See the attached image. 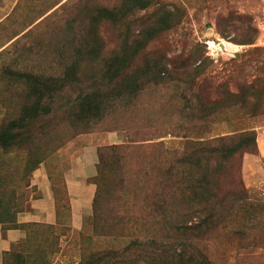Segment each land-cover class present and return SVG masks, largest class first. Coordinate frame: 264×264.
<instances>
[{"label":"rangeland","instance_id":"1","mask_svg":"<svg viewBox=\"0 0 264 264\" xmlns=\"http://www.w3.org/2000/svg\"><path fill=\"white\" fill-rule=\"evenodd\" d=\"M153 1L150 9L119 24L98 27L103 53L131 42L169 14L172 28L162 32L136 63L189 65L187 77L172 74L170 84L145 90L138 103L129 101L131 114L126 117L114 115L85 125L74 113L83 92L99 84L95 77L101 68L90 47L92 17L96 7L112 8L121 0H0V127L18 121L39 97L33 91L34 80L22 74L43 77L56 89L52 100L47 94L42 102L52 106L51 113L41 112L39 119L19 128L23 137L14 148H0V225L18 226L19 214L32 211L33 201L42 196L36 184L39 169L58 180V199L68 218L64 175L72 159L85 150L98 152L127 143L128 134L114 130L117 126L152 125L147 137L169 150H181L197 138L239 137L254 131L256 144L235 164L241 167L249 200L238 202L234 227L215 233L207 243L211 264H264V0ZM200 64L207 73L192 83ZM68 71L73 73L71 84L63 87ZM88 167L95 174L89 182L97 188L95 166ZM233 170L223 175L225 193L237 192ZM110 218L111 213L103 215L95 224L92 211L81 229L68 220L57 225L27 223L26 238L7 257L11 264L13 253L20 255L21 264H78L91 252L119 244L113 236L124 234L125 228L112 225ZM197 257H206L205 252Z\"/></svg>","mask_w":264,"mask_h":264},{"label":"trees","instance_id":"2","mask_svg":"<svg viewBox=\"0 0 264 264\" xmlns=\"http://www.w3.org/2000/svg\"><path fill=\"white\" fill-rule=\"evenodd\" d=\"M153 4V0H121L120 5L112 8L96 7L91 24L94 39L90 47L96 66L101 67L95 77L99 84L83 92L77 104L78 112L74 113V117L85 121V125L114 115L126 117L131 114L129 101L138 103L145 90L170 84L172 74L187 77L189 65L171 68L154 60L142 65L136 63L146 56L150 44L162 32L172 28L169 14L160 16L148 31L139 32L131 42L126 40L119 48L103 53L99 26L119 24L138 11L150 9ZM206 71L205 65L197 66L192 83ZM67 73L69 79L73 73ZM21 76L34 80L33 91L39 97L24 108V115L18 121L12 120L0 127V148L3 150H10L20 143L23 134L18 129L29 120L39 119L41 112L45 115L52 111L50 104L42 102L47 94L52 100L56 89L38 75ZM178 81L182 82L181 79ZM70 84L69 79L63 87ZM198 96L193 95V98ZM214 113L215 109L211 110L210 114ZM151 129L149 124L117 126L114 130L128 134L127 143L98 150L93 219L96 224L97 219L111 213L112 225H122L126 232L113 236L114 242L119 243L117 246L91 252L78 264H178L183 261L211 264L212 253L207 242L215 233L228 231L227 228L237 223L238 202L246 203L249 197L240 177L241 167L236 168L235 164L241 153L250 152L256 144L254 131L239 137L197 138L187 142L181 150H169L163 142L154 143L155 138L147 137ZM140 134L146 137L135 139ZM41 162L40 159L35 165ZM229 168L234 169L236 193L223 192L221 185ZM50 179L58 194V180L51 175ZM24 226L26 224L2 227L4 230H25ZM204 252L208 261L206 257H197ZM8 255H11L10 251L4 254L3 264H11ZM12 256L15 264L23 262L19 254Z\"/></svg>","mask_w":264,"mask_h":264},{"label":"crops","instance_id":"3","mask_svg":"<svg viewBox=\"0 0 264 264\" xmlns=\"http://www.w3.org/2000/svg\"><path fill=\"white\" fill-rule=\"evenodd\" d=\"M112 144V142H111ZM248 158H245V162ZM98 162L97 150L84 151L83 155L72 159V167L64 175V187L68 195V218L58 199V194L50 179V174L39 169L36 173V184L39 185L42 196L32 203V211L20 213L19 224L38 223L57 225L68 220L70 226L81 229L84 220L92 215L96 187L89 180L95 175L88 172V165L96 169ZM47 169V168H46ZM38 176V178H37ZM66 218V219H65ZM27 234L22 229L4 230L0 225V264H3L4 254L20 244Z\"/></svg>","mask_w":264,"mask_h":264}]
</instances>
